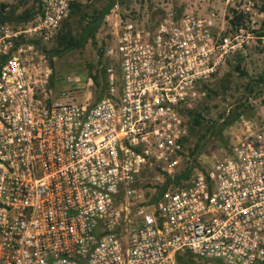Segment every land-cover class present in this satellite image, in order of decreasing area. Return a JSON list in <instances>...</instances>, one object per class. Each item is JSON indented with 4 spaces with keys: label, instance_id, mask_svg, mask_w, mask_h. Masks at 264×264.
Wrapping results in <instances>:
<instances>
[{
    "label": "built area",
    "instance_id": "1",
    "mask_svg": "<svg viewBox=\"0 0 264 264\" xmlns=\"http://www.w3.org/2000/svg\"><path fill=\"white\" fill-rule=\"evenodd\" d=\"M75 1L0 21V264H264L262 132L173 182L187 111L243 40L216 10L114 12L104 96L89 78L47 103L39 48Z\"/></svg>",
    "mask_w": 264,
    "mask_h": 264
},
{
    "label": "rangeland",
    "instance_id": "2",
    "mask_svg": "<svg viewBox=\"0 0 264 264\" xmlns=\"http://www.w3.org/2000/svg\"><path fill=\"white\" fill-rule=\"evenodd\" d=\"M108 1L76 0L66 21L72 34H79L89 18ZM41 2L0 0V12L13 16L31 14L27 21H5L13 26L25 27L37 19ZM163 8L199 13L216 10L224 17L227 32L243 40V46L231 54L210 81L203 84L202 94L187 111L188 136L178 173L187 172V177L175 182L176 185H183L197 173L207 172L213 161L223 156L238 138L251 133L264 134V82L260 83V78L264 80V36L259 35L264 32V0H123L110 9L93 39L83 47L55 54L57 39H53L39 49L52 70L46 89L47 103L56 101L62 90L72 89L77 83H87L89 78L98 82L93 97L99 99L106 92L102 63L105 48L114 40L113 13L121 17L131 13L146 16ZM231 19L236 21L235 25H232ZM160 189V186L148 189L147 196L152 197Z\"/></svg>",
    "mask_w": 264,
    "mask_h": 264
},
{
    "label": "trees",
    "instance_id": "3",
    "mask_svg": "<svg viewBox=\"0 0 264 264\" xmlns=\"http://www.w3.org/2000/svg\"><path fill=\"white\" fill-rule=\"evenodd\" d=\"M121 3L123 2V0H109L107 2V4L105 6H103V8L100 11L95 12V15H92L89 20L82 26L81 31L79 32V34H72V31L68 28V24H66L67 19L70 17L71 13H72V6L75 2H73V4L71 5V10H70V15L67 16V18L63 21L57 35L55 36V40L57 39V47L58 50L55 51V54H59L62 51L65 50H69V49H75V48H80L83 47L89 40L93 39L94 34L96 32V30L98 29V27L100 26L103 18L108 14V12L110 11V9L116 5L117 3ZM41 12V10H40ZM39 12V13H40ZM31 14L29 13H25L19 16H13L12 14H8V15H3L0 12V21H12V20H20V21H27L28 19H30ZM231 23L232 25L236 24V21L234 19H231ZM262 25L264 27V20L262 21ZM260 36H264V32H261V34H259ZM260 83L264 82V80H262V78H260ZM104 80V86H106V82H105V76L103 78ZM94 85L96 86L98 84V82H93ZM97 83V84H96ZM190 113V112H188ZM187 177V172H184L182 174H178L175 176L173 182H178V180L180 178H186ZM170 180H168L166 182V184L164 186L161 187V189L159 190V192L163 191L168 182Z\"/></svg>",
    "mask_w": 264,
    "mask_h": 264
}]
</instances>
